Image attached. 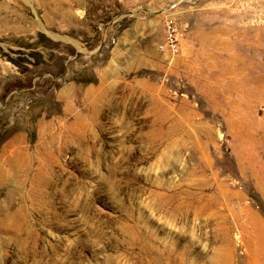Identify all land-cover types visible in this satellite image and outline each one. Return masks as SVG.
I'll return each instance as SVG.
<instances>
[{"label": "rangeland", "instance_id": "374dc122", "mask_svg": "<svg viewBox=\"0 0 264 264\" xmlns=\"http://www.w3.org/2000/svg\"><path fill=\"white\" fill-rule=\"evenodd\" d=\"M0 264H264V0H0Z\"/></svg>", "mask_w": 264, "mask_h": 264}, {"label": "built area", "instance_id": "2783aa9c", "mask_svg": "<svg viewBox=\"0 0 264 264\" xmlns=\"http://www.w3.org/2000/svg\"><path fill=\"white\" fill-rule=\"evenodd\" d=\"M169 28H170V26H168ZM171 29V28H170ZM175 34H174V31L171 29V31L169 32V38H170V43L172 44L170 47H171V49L172 50H175V48H176V44H174L175 43V41H176V39H175ZM175 40V41H174Z\"/></svg>", "mask_w": 264, "mask_h": 264}]
</instances>
